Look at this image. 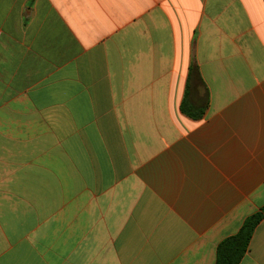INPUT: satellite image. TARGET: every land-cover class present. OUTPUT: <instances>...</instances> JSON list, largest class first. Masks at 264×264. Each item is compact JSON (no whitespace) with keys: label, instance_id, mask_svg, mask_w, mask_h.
Returning <instances> with one entry per match:
<instances>
[{"label":"crops","instance_id":"obj_1","mask_svg":"<svg viewBox=\"0 0 264 264\" xmlns=\"http://www.w3.org/2000/svg\"><path fill=\"white\" fill-rule=\"evenodd\" d=\"M263 206L264 0H0V264H215Z\"/></svg>","mask_w":264,"mask_h":264},{"label":"trees","instance_id":"obj_2","mask_svg":"<svg viewBox=\"0 0 264 264\" xmlns=\"http://www.w3.org/2000/svg\"><path fill=\"white\" fill-rule=\"evenodd\" d=\"M263 218L264 206L245 220L237 234L219 244L215 264H239L248 250L254 229Z\"/></svg>","mask_w":264,"mask_h":264}]
</instances>
